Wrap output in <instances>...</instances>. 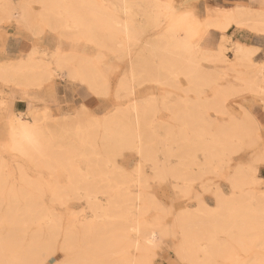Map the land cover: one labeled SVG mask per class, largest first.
I'll return each mask as SVG.
<instances>
[{
    "label": "rangeland",
    "instance_id": "rangeland-1",
    "mask_svg": "<svg viewBox=\"0 0 264 264\" xmlns=\"http://www.w3.org/2000/svg\"><path fill=\"white\" fill-rule=\"evenodd\" d=\"M12 1L14 2L15 6L18 4L23 5L27 2V0L25 2H21L24 0H12ZM29 1L31 2H28V5H30V8H33L34 13H36L38 17V20L40 18L39 21H37V17L35 18L36 20H34L35 25H37V27H39L38 29H40V25H41L40 21L46 15L42 17L43 11L41 10L43 8L39 0H29ZM62 1L63 3L61 4ZM146 1L148 2L146 3ZM157 1L162 4L169 3L170 1H174L178 6L180 7L186 6L184 9L186 10L189 9L190 11H193L200 16H204L205 14L214 15L216 13H220V11L221 12L225 11L226 8H233V7L235 8L237 6H240V7L244 6V7H248V8L256 9L260 11L261 6H262V0H157ZM64 2L65 0H60V5L62 6L59 12L55 14L56 16L53 15L52 17L53 20L56 19V21H57V18L58 20L65 18L64 20L62 19L63 23H61L60 21L58 22V24H54L55 22L52 20V23L54 22L53 27L49 28L48 26H43L45 28L43 32L37 31V33L33 34L32 32H30L31 30L29 28H27L28 29L27 30L26 27L20 24L18 25L16 21H14L15 17H17L19 14L17 13V11H13L14 16L12 15L10 19L8 18L9 20L7 19L8 14H5L7 13V11L6 9L5 10L3 9L5 5H3V0H0V12L2 13V14L0 13V18L1 16L3 18V19L2 18L0 19V64L6 61H19L20 58L27 56L28 53L29 52L31 53L32 51L31 54L34 55L32 56V63L35 64L38 61L35 66H37V64L40 65V62L42 66L43 61H44V66L47 64H50L49 62H51V64L52 63L53 64L50 65V68L52 69L55 68L56 71L55 70L53 71L56 73L58 70L57 74L52 71V76H50L51 78H49V80L47 81L40 80V83L42 85L36 84V85H32L31 87L29 86L27 89L23 88L24 91L29 93L30 96H28V98L17 97L14 100H9L12 85L0 79V105H5V103L8 102L7 106L12 109L13 113H18L21 111L25 113V111H27L29 107L31 108L35 106L38 109H40L41 116H43V118L50 117V120L48 121L49 124L51 122L50 125L55 126V122L58 123L60 121L59 125H62L64 127V129L62 130V132H64V134H62L64 138H62V140L59 143L60 144L59 145L60 154H61V151L62 153L66 151L65 153L67 154V156L65 155L66 157L65 159H67V157L71 153L70 159L68 157L67 161H65V163L62 162V165H60L57 162L56 163L53 162L52 159H50L48 156H42V155L25 156V155H21L17 151L12 150L10 147L5 148L4 144L6 143V141L3 138H0V179L7 182L6 184L0 186V201L2 200L0 202V217H1L0 218V239L3 238V239H6L5 241H7V240H10L12 237L13 238L12 240H14L15 243L17 242V245L19 249L21 250V252L22 250H25V252L27 251V253H28V250L26 249L27 248L30 249L29 247L33 246L32 244L33 242L35 241L38 242L36 244L37 246L41 248L38 251L39 256L37 255L38 257L36 258V260H34L33 257L31 260L28 259V262L30 260V263L32 261V263L34 262V264L35 262L37 264H73V263L74 264H77V263L78 264H104L107 261L106 259L109 260L110 257L107 258L109 254L107 255V252H105V250H102L100 246V245L105 244V241L102 244L101 242L99 243V240H98L99 246L97 245L98 247L96 248L98 249L96 250L100 251L101 254L97 258L96 255H98V253L94 249V247L96 246L95 243L97 242L96 238L100 239L103 236V238H101L100 241L101 240L103 241L104 238L107 241L109 236H111L112 234L111 232L116 229L117 225L119 227L120 226L122 227L123 225L126 224V222L123 220V217L120 216V212L118 213L117 211V210H120V211L122 210V208L120 207L121 204H123V201H120L122 200V198H120L115 193L117 192V190L120 191V188L124 190L127 187H129V190H133V191L135 190L133 187L134 181H132V179H133V176L135 177L136 173L133 171V169H135V166L137 163L141 162L142 165L144 163L143 165L144 170L142 169L144 171L143 174H145L143 176L144 180L147 179L146 182L143 184L144 188L146 187L147 188L146 189L142 188L143 187L142 185L141 190L146 191V196L148 194L149 199L151 200L156 199L152 202L154 203L156 201L157 203L156 202L155 203L157 204V206H159V208H157L155 206V203L148 204V206L151 205L152 207L153 206L155 207L154 209L150 207V210L147 207L148 211H146L145 220L147 224L150 223L148 225L153 226V227L155 226V224L158 226L159 224L158 222L160 221L159 225L160 226L162 225L163 227L159 226L158 228H161V229L163 228L167 232V234L170 232V234L165 235L164 238L157 239L159 242V245L155 249V255H154L155 264H189L188 262H183L177 254V248L181 246V241L185 237L184 235H183L184 237L181 235L184 232L179 229L178 223L177 222L174 223V221H177V219H175L174 216L176 215L178 217L181 214L180 210L187 209V211L188 210L190 211L191 209L190 212H195V211L200 210L197 208L199 207L202 208V206L204 207V205H205V208L206 207L210 208V209L206 208L207 210L208 209L215 210L219 207L217 193L220 190L222 191V195L226 196V198L231 197V200H232L231 202V200L227 198L228 200H230L232 204V205L227 204L228 205L226 208L227 215L229 214V212L232 210L233 207H235L236 210H239L242 207H245L244 206L245 204L241 206L240 203L241 204L246 203V206L249 204L248 209L246 208L247 212L256 211V213H259L260 210L257 211L258 208L264 209V206H263L264 203H262V201L264 202V157H261L262 155H260V152H259L261 148H264L263 146L264 145V132H263L264 124H263V119H262V114L264 112L262 109L259 108V106H262L263 104L260 102L257 96L255 97L254 95L251 94L250 91L245 90V88H242L241 89L242 91L240 90L241 92L237 89V91L239 92L236 93V89H234L235 93L232 91L231 92L229 91L230 93H227L228 96L224 95L226 96L225 97L226 101H224L225 109L223 111H220L217 108L212 107V105L214 106V104L211 103L210 105V103H208L210 100L211 101L213 100V97H216L217 93L220 90V86H219L220 83L225 82L227 84V81H232L235 83V86H239V84L242 83L236 80V77H235L236 74L237 76L239 75L237 70L240 69V66L239 68H237V70H234L236 72L235 73L234 71H232V69L231 70L229 69L230 62H224V63L228 64L227 68L229 70L227 69V71L233 76L235 75L234 77L232 75L231 76L226 75L223 77L224 79L222 78L221 80H217V81L216 79L214 80L216 76L215 75L212 76L211 74H209L208 70L212 67H215L216 64L205 62L203 63V66H205L204 70L206 69L205 71H208L207 73L210 75V80L209 78H203L206 72L205 74L203 73L201 77L200 75H198L200 77V80H198V82L201 84L196 82L197 81L196 79L198 77L194 78L195 80L194 79L193 80L196 82V86L197 84H199L200 87H198L199 86L198 85L197 88H194L195 82H191L193 80L188 79L189 77L185 76V73L182 74L183 72L179 70L177 71L179 75L178 76L177 74L174 75L176 76V78L174 77L175 81L176 80L177 81L176 82L172 81L171 78L173 76H171L172 74L168 71V69H166L168 68V66L167 67L165 66L166 63L163 65L161 63L160 64L156 63L158 60H160L159 62H162L160 56L157 54H152V53H151L152 55L151 54L149 55L145 50L146 48L149 47L148 39H152V38H155V36H157L156 31H150L146 34V36H140V34H138L136 38L137 40L133 44L132 42L130 43V45L124 44L122 47H120V49L119 47L118 48L115 47L114 49L111 46L110 47L106 46V48L105 47L102 48L99 46V44H97L96 38L94 39L92 38L87 41L82 38L78 40L79 38L78 37L77 40L74 41L73 36L76 35V27H74L73 24L71 25L70 21L66 22L67 14L66 12H64V9H65L63 7L64 6L63 4H65ZM66 2H69V0H66ZM87 2L89 1L83 0L82 3H77V7H79L80 10L87 9L89 11V17L93 21H95V19L97 18L96 14L98 15V17L101 16V12L98 10L97 6H95V4H99L100 6H103L109 14L117 13L119 17L118 18L119 23L124 22L125 15L122 12L123 11L122 0H116V2L113 0H92V3L90 2L91 3L90 5H88ZM153 4H154L153 0H133V5L135 9L136 8L142 9L143 7H146V6L152 9ZM1 7H2V10H4V13L1 11ZM60 11L64 12L62 13V16L60 15ZM38 12L41 14H39ZM3 15H6V16H3ZM59 16L61 17V19ZM261 17L264 18V16H261ZM133 21H134L136 28H140L145 23L144 16L139 12L136 13V15H134ZM238 27H243L244 31L248 35H250L249 37L261 38V41L263 43L262 45L263 51L260 53L263 56L264 55V33H260L257 31L254 32L244 26H238ZM213 29L218 32L219 36H221V41H222L223 30H220L218 28H213ZM233 32H235V26L231 27L228 30L229 35H227V32H226V35L230 37L231 34H233ZM122 37H123V34H120V39H122ZM71 38L73 41H71ZM58 39L62 41L61 50L63 51L61 52L62 53L65 52V55L64 53L63 55L66 57L71 56L70 61L74 59L72 57L76 58V54H74L76 52H77V57L81 56V55H78L79 51L82 53V56L91 55L89 57H92L95 59L97 56H101L105 59V64L103 63L105 68L103 67L102 68L106 69L104 71L108 73L107 83L105 85L106 87L105 90L107 94L103 96L98 95L93 89L70 78L69 74H66L68 73V71L66 72L65 68H62L63 70H61L60 68L59 70L57 68L58 64H57V59L55 57H53L52 59L51 56L43 55V51L48 50L49 51V52L47 51L48 53L51 52V49H53V47L56 45L57 43L56 41ZM19 41L20 42L23 41L28 44L26 47V50L18 49L19 48L18 46L20 43ZM78 43L83 44V45L79 46ZM230 46L231 47L233 46V42L230 43ZM74 48L75 50L73 51ZM126 50H128V52L130 51L131 56H133V58H136L135 63L138 64V65H135V67H136V70L139 71V78L137 82H135L132 85L129 82V76L127 75V72H126L128 68L127 66L128 61H129L127 57H124ZM69 51L72 52V55H71V52L69 53ZM80 52L79 54H81ZM228 53H229L228 59L230 61L233 60L234 56H233L232 50L231 49L228 50ZM73 54L75 56H73ZM144 54L149 55L151 57V60L153 59L152 62L154 61L153 63L151 62L150 65L148 66L149 70L153 72L152 75L153 74L158 75L157 72L163 73L161 75H158V77H153L154 80L153 78L150 79L151 76L147 77L144 71L140 70L141 65L143 64L142 56L146 57V55ZM255 54H256V50H255ZM41 56H42V59H40ZM259 57L260 55L256 56L254 58V62H259V60H256ZM46 61L48 63H46ZM262 63H264V60L262 61ZM160 65L161 67H159ZM164 66L165 68H162ZM160 68L163 70H161ZM241 68L243 69L242 66ZM208 74L206 75V77H208ZM156 75H153V76H156ZM162 75L168 76L171 78L165 79L166 77H162ZM122 79L126 81L128 80L129 82L128 85H125L124 87H122L120 85V81ZM173 82L177 84V88L175 84H172ZM133 89L136 91V95H137L136 98L138 101L140 100V103L142 102L143 105H145L150 100V98L146 99V97H151V100L153 99L154 101L153 103L152 101H150L149 103L150 105L153 106V109L156 108V110H154L155 112L153 111L152 114L149 115L150 117L148 116L151 120L153 119V125L151 127V137L150 139L148 138V142H147V145L149 146L148 150L150 151L149 154H147L148 157L146 156V154H143L142 156L138 155L136 153L137 152L136 147H132V149H130L131 146L129 147L127 146L128 148H125L124 147L125 145H124L123 150H122L123 152H122L120 150L122 148H116L114 146L115 144L114 145L111 144L113 142L112 137L114 135H111V132L110 133L104 132L105 124L103 123H105V121L108 119V117H104L105 113L109 112L110 114L111 112H114L118 106L122 107L123 105H126L127 103H129V100L132 97V92L134 91ZM198 90H199V94L197 93ZM86 93L87 95L89 94V97L91 99L89 102L90 104L88 105L84 103V95ZM176 97L179 98V101L180 99L182 100L183 98H187L188 100L183 99L184 102H181V101L176 102V100H174V99H177ZM4 100L6 101L4 102ZM185 100L188 101L189 103H186ZM196 100L199 103L198 105H196L195 103ZM29 101H30V104H29ZM255 103H259L258 104L259 106L258 107L255 106ZM193 104H194L193 107L195 108H198L197 106H199V112L195 113L199 117V119L195 123L193 122L188 123L187 120L184 123L183 121L185 120H183V118H185V115H186L185 113L186 111H188L187 110L188 108L192 107L191 105ZM178 107L180 108L181 111L180 110L178 111L179 109ZM184 107H188V108H184ZM245 110L247 111L248 115H246ZM44 113L47 115H44ZM77 113H81L82 115H85V114L87 115L84 116L85 118L82 116L83 118L80 119L76 117ZM175 113L176 114L178 113L179 120L172 119L175 116ZM92 117H94L95 119ZM84 119H86L87 121L85 122ZM89 119H91L92 123L91 122L89 123ZM243 119L250 120L249 122L252 123L255 128L258 127V129H255V132L256 134L258 133L260 136H262L263 139L260 138V140L259 139L257 140L256 137L251 134L249 137H251L254 140L253 141L251 138L250 139L248 137L246 138V135H243V134L239 135V133H237L232 136L233 141L231 142L229 140L230 142H228L222 136L215 135L216 134L215 125L209 122V121L214 120L218 122L219 124H223V122H227V121L240 122V121H243ZM42 121L44 122L43 119ZM64 121L66 123L68 122L70 123V124L69 123L67 124L70 126V128L66 129L67 125H65L66 123ZM99 121H101L103 125H100L101 122ZM84 123H86L87 126ZM172 123H175V125ZM75 124H80L81 127H84V128H89V126L91 125L95 126L96 134L93 139L94 142H92L91 144L87 146L81 145L80 142L76 140L77 136H76V131L74 127ZM177 124H180L181 126L179 125L180 126L179 127ZM97 126H99L98 129H97ZM172 128H173V132L176 133V135L172 131H170L172 130ZM230 132L231 131H229L227 135H229ZM238 135L241 137H237ZM222 140L223 141L225 140L224 141L225 143H223ZM251 141L252 143L255 142L254 143L255 145L256 143H258L256 145L257 147L254 144H252ZM217 142L218 143L222 142L223 146L225 147L222 148V143H219V146H218ZM9 143L10 142H8V144ZM212 143L214 144L212 145ZM210 144L211 146H213L212 148ZM71 147L73 150H71ZM184 147H187L188 149L187 152H184L187 150V149H184ZM208 147L209 149L211 148V150L213 149V151L214 150L218 151V153L222 152L221 153L222 155L220 156V154L214 153L213 151H211L212 155L213 154L214 155L211 156V159H209L208 160L209 162H208L207 156H206ZM215 147H218V149H216ZM68 150H71L69 154L67 153ZM179 150H181L183 154L181 152L179 154ZM73 151L75 153H73ZM63 158H64V155H63ZM138 159L140 160V162ZM143 159L145 160V162ZM70 160H72V162ZM252 162L255 163V167H256L257 175H258L257 177L259 179L257 180V183H255V185L252 186L253 191L251 192H253V195L250 196L247 194L246 196H244L245 195L244 193H246L247 191H249L250 193V190H251L250 187L242 185L243 187H239V188L235 187L234 189V187L232 186L233 185L232 179L235 178V175L238 172L237 170H242L243 167L248 166ZM72 163L75 164L76 166L75 169L74 170L72 169L70 171L67 170L66 168H69L67 166H69ZM93 167L98 171L94 173H88V171H90V168H93ZM208 167L210 168L209 170L212 171L211 173H209L210 171L208 172V169H206ZM159 168L161 170L158 171ZM79 170H80V173H79ZM100 170L103 173L99 174ZM68 171L75 172V173L71 176L69 175ZM164 172L166 173L165 176L164 175H162V177L159 176L161 173L165 174ZM181 174H183L182 179L186 178L184 180H187L189 185H192V187L190 186L191 187L190 189L193 191H190V193L189 191H187V190H190L188 188L189 185L187 187V184H188L187 181L180 179ZM184 174L186 175L184 176ZM201 175L203 177H201ZM248 175L249 174L246 173V176ZM212 177H215L216 179ZM201 178L206 180V182H204V180H201ZM72 179L77 182H74L73 184ZM161 179H163V181ZM228 180H230L231 182ZM24 183L26 184L24 185ZM37 183L39 184V186H37ZM72 184L74 186H72ZM26 185L28 188L26 187ZM205 185L207 186V188H205L206 187ZM183 186L187 187L188 189L184 188ZM55 187L56 188L58 187L59 189L56 192L54 191L52 192V189L55 190ZM210 187H211V190H210ZM214 188H216L217 190H215ZM218 188H219V191H218ZM240 189L243 190L244 193ZM108 190H110L109 193H108ZM183 190L185 192L187 191L188 194L186 195V193ZM109 195L111 196L112 200L110 199ZM151 195L154 196V198L151 197ZM198 195L201 196L202 199L199 198ZM239 196L242 198L241 200ZM117 197H119L120 199ZM243 197H246L245 200L247 201H244ZM256 199L258 201H256ZM118 201H120L121 203L119 204ZM199 201L200 202L202 201V203L204 204L201 203L202 206L201 205L199 206V204H197V202ZM95 204H99V205L96 206ZM250 204L252 205V209L250 207ZM118 205H120L119 209L117 207ZM95 206L96 207L100 206V207L95 209L94 208ZM101 207H104V208L102 209ZM106 207L108 210L106 209L105 211ZM111 207L113 208L114 212L112 211ZM229 208L231 209L228 210ZM263 209H261L260 215L263 216L264 218V211H262ZM39 211H42V214H44L42 215V217L39 214ZM104 211L106 213H104ZM231 212L234 213V211H231ZM117 213L119 214V216ZM35 214H37V217ZM14 215L15 216L17 215V216L15 217ZM108 215L112 217L110 218ZM121 215H122V211H121ZM260 215L258 217H260V222H261ZM253 216L254 215H251L250 217L254 219L253 221H256L255 220L256 217H253ZM156 217H158V219L160 220H156L157 219ZM5 218L8 221H5L6 220ZM112 218L115 219L114 221H116L117 223L113 222ZM263 218H262L263 220L262 224H264ZM107 219H112V220L111 222H108V223L105 221L106 227L104 228L103 226L105 225L102 224V221L107 220ZM17 221L20 223H18ZM100 221H101V224H100ZM119 221H123V224L122 222L119 223ZM225 221H227V219ZM226 223H227V231L225 233L217 232L218 234L217 233L215 234L216 237H214L215 239L214 242H216L217 244H220V243L227 244L228 243L227 240H230V243H231V241L235 240L234 238L232 240V237H233L232 234L234 235V237L239 236L237 235V233L240 234L237 228L236 230L234 229L235 226L231 220L227 221ZM98 224H100L101 227L98 226ZM121 227H120V231H121ZM167 227L173 231L172 232L169 231L170 229L168 230ZM118 228L116 229V231H119ZM258 230L254 229L251 231L243 232V235L241 236L243 242H246V244L248 245V246L245 245L244 249H246V246L247 248L249 247L248 252H247L248 249L245 250L247 253L245 251L243 253V251L240 250L242 247L237 246V244H235V241L232 242V246L234 245L233 250L236 249V251H234L235 257L233 258V262H231L232 259L231 260L229 259L230 260L229 262L228 259H224L220 255L215 254V253H214L215 256L213 254L210 255L212 258L208 256L206 257L203 255V252L202 251L200 252L199 250H197V255L195 256L203 261L209 260V264H213V263L214 264L216 263L217 264H232V263L233 264H240V263L243 264L245 261H248L246 264H251L255 261V257H256L254 254L255 252L264 253V233H263L264 226L262 225L260 229ZM229 235H231L230 239L226 237ZM3 239L0 241H3ZM246 240H249V241L247 242ZM207 241L205 239H203L202 241H199L201 244H203V246L201 247H204L205 245H207L208 244ZM46 242L48 243L46 244ZM111 242H114V241H111ZM91 243L93 245L95 244V246L93 247ZM113 244L111 245L107 244L108 245L107 247L112 246ZM102 248H104V245ZM113 248H114V245H113ZM105 249L107 250V248ZM101 250L103 252H101ZM104 252L106 254H104ZM6 253L11 255L10 250H8V252ZM9 255L7 256L9 257ZM103 255L105 256L107 255V256L105 257ZM40 256L42 257L41 263H39ZM100 256H101V259H105V260L99 259ZM29 257H30V252H29L28 258ZM198 258L196 259L193 258V260L194 259L197 260ZM112 259H115V257L111 256V259L109 261H111ZM9 260H10V263H6V262L5 263L6 264H15V263L19 264V262H14L13 260H12L13 262L11 263V259ZM242 260L243 261L245 260V261L243 262ZM0 262H1L0 264H2L1 257H0ZM20 264H24V263L21 262Z\"/></svg>",
    "mask_w": 264,
    "mask_h": 264
},
{
    "label": "bare ground",
    "instance_id": "bare-ground-1",
    "mask_svg": "<svg viewBox=\"0 0 264 264\" xmlns=\"http://www.w3.org/2000/svg\"><path fill=\"white\" fill-rule=\"evenodd\" d=\"M25 1L26 0L21 1V2H25ZM85 1H89V2H87L88 5H90L92 3V0H85ZM113 1L116 2V0H113ZM153 1H154V4L152 6L153 7L152 9H150V7H148V6L143 7L142 9H138V8L135 9V7L133 5V0H122V9H123L122 12L125 15V20H124L123 23H121V22L119 23L118 22V18L119 17L117 15V13L109 14L105 10V8L103 6H100L99 4H95V6H97L98 10L101 12V16L98 17V15L96 14L97 18L95 19V21H93L89 17V11L87 9L86 10H80V8L77 7V3H82L83 0H69V2H66V0H65V2H64L65 4H63L64 5L63 7L65 8L64 12H66V14H67V19H66L67 21L66 22L70 21L71 25L73 24V26L76 27V35L73 36V40L74 41H76L78 37H79L78 40L80 38H82V39L87 40V41L92 39V38L93 39L96 38L97 44H99V46L102 47V48L103 47L106 48V46L107 47L111 46L114 49H115V47H117V48L119 47V49H120V47H122L124 44L130 45L131 42L133 44L137 40L136 38H137L138 34H140V36H146V34L148 32L156 31L157 32V36H155V38L148 39L149 47L146 48L145 50H146V52L149 55L152 53V54H157V55L160 56L162 62H159L160 60H158L156 62L157 64L161 63L163 65V64L166 63L165 66L166 67L168 66V68H166V69H168V71L172 74L171 76H173V77L171 78V77L162 75V77H166L165 79H167V78L170 79L171 78L172 81H175L176 76H174V75L177 74V76H178L179 74H178L177 71L179 70V71L183 72L182 74L185 73V76H188L189 77L188 79H190V80H193L194 78L198 77L196 79L197 83H199L198 80H200V77L203 75V73L205 74V72H206V74H205V76L203 78H209V80H210V75L209 74H211L212 76H214V75L216 76L214 78V80L216 79V81H217V80H221L226 75H228V76L232 75V74H230L227 71L228 68L227 69L220 68V67L218 68L217 65H215V67H212L209 70L207 69L209 71V74H208L207 73L208 71H205L206 69L204 70L205 66H203V63L208 62V63H211V64H217V63H222V62H230L229 69L230 70L232 69V71L237 70V68H239V66H240V69H242L241 68V66H242L243 67L242 70H240V69L237 70L239 75L238 76H237V74H236V76L234 75L236 77V80H238V81H240L242 83H240L239 86H235V83L232 82V81H227V84L225 82L220 83L219 84V86H220L219 92L217 93L216 97H213V100H212L213 102L210 100L211 102L209 101L208 103H210V105H211V103L214 104V106L212 105V107L217 108L220 111H223L225 109V106H224V101H226L225 97L228 96L227 93H230L231 91L235 93L234 89H236V93H238L242 88H245V90L250 91L251 94L254 95L255 97L257 96L258 99L260 100V102L264 106V63L254 62L255 50L253 48H251L250 46L248 47L245 44H242V43L238 42V44H233V46L231 47L230 46V43H231L230 39L226 35V32L231 27H234V26L235 27L244 26V27H246V28H248V29H250V30H252L254 32L257 31V32L264 33V18L261 17L259 10L251 9V8L244 7V6L243 7L242 6L241 7L237 6L235 8L234 7L233 8H226L225 11H222V12L220 11V13H216L214 15L205 14L204 16H200V15L196 14L195 12L190 11L189 9H187V10L184 9L185 12H190L192 14V18L193 19L185 20V21H174V22L171 23V25H165V24H163V22L157 23V20L159 18L163 17V16L168 15V10L167 9H163V8L155 7L156 5H160L162 3H159L157 0H153ZM28 2H31V1L27 0V2L25 4H23V5H19L18 4V5L15 6V4H14V2L12 0H3V5H5L3 7V9L4 10L6 9L7 13H5V14H8L7 15V19L8 18L10 19L12 17V15L14 14L13 11H17V13H19V14H18L17 17H15L14 21H16V23L18 25L20 24V25L26 27V29L29 28L31 30V31L30 30L29 31L32 32L33 34L37 33V31L38 32H43L45 30V28L43 26H48L49 28H51V27H53V23L54 22H55L54 24H58V22H60V21H61V23H63L62 19L64 20L65 18L61 19V17L59 16L61 20H58V18H57V21H56V19L53 20V18H52L53 15H55V14H57L59 12V10H60V8L62 6V5H60V0H39L40 4L42 5V8H43L41 10V11H43L42 17H44L45 15L47 16V17L45 16L44 18L41 17L42 19L40 21V24H41L40 25V29H38L39 27H37V25H35V23H34V20H36L35 18L37 17V15H36V13H34L33 8H30V5H28ZM147 2L148 1H146V3ZM62 3H63V1L61 2V4ZM169 3L175 5L177 9L180 8V6H178L174 1H170ZM29 4H31V3H29ZM4 10H2V7H1V11L3 13H4ZM64 12L60 11V15L62 16V13H64ZM138 12L141 13L144 16V22H145L143 24V26H141L140 28H136L135 24H134V21H133L134 15H136V13H138ZM39 14H41V13H39ZM3 16H6V15H3ZM1 18H2V16H1ZM39 20H40V18H39ZM39 20H38V17H37V21H39ZM52 20L54 21L53 23H52ZM213 28H218L220 30H223L222 41L218 43L219 47L216 50H210V49H207L206 47L204 48V43H206V42H204V40L206 39L205 35H207L209 30L213 29ZM186 29H191V31L189 32ZM120 34H123L122 39H120ZM73 40L71 38V41H73ZM209 42H210V44H212L210 40H209ZM80 45H83V44H79V46ZM81 47H83V46H81ZM61 49L62 48L59 46V47H57V49L55 48V50L51 51L50 53H48L49 51L46 50V51H43V55L44 56H51L52 59H53V57H55L57 59V64H58L57 68L58 69L60 68L61 70H63L62 68H65L66 72L68 71V73H66V74H69L70 78H72V79L80 82L81 84H84L85 86L93 89L98 95H102L103 96V95L107 94L106 90H105V88H106L105 85L107 83V75H108V73H106L104 71L106 69H103V68H105V66H104L105 59L103 57L97 56L96 59H95V58L89 57L91 55L82 56V53L79 51L81 54H79V52H78V55H81V56L77 57V52L76 53L73 52L74 54H76V58L72 57V58H74L73 59L74 61L73 60L70 61L71 56H67V57L64 56L65 52H63L64 53V55H63V53L61 52L63 50H61ZM230 49L232 50V53H233V56H234L233 60H231V61L228 59L229 57L227 55V51L230 50ZM70 50H71V48H70ZM74 50H75V48L73 49V51ZM113 51H115V50H113ZM70 52L71 51H69V53ZM31 53H32V51H31ZM31 53L29 52L27 56H25L23 58H20L19 61H6V62H3V63L0 64V79L4 80V82H7V83L12 85V89L10 91L9 100H14L17 97H19V98H28V96H30V95H29L28 92L24 91L23 88L27 89L29 86L31 87L32 85H36V84L42 85L40 83V80H45V81L49 80V78H51L50 76H52V71L55 70V68H53V69L50 68V65H52L53 63L51 64V62H49L50 64H47V65L44 66V61L43 60H42L43 61L42 66H41V62L40 61H39L40 65L37 64V66H35L38 61L36 60L37 62L35 64L32 63V56H34V55H32ZM69 53H68V55H69ZM74 54H73V56H75ZM71 55H72V52H71ZM144 55H146V57L142 56L143 64L141 65V69L140 70L144 71V73L147 75V77L151 76L150 79H152L153 77H158V75L163 74L162 72H157L158 75L153 74V75H156V76H153L152 75L153 72L150 71L149 68H148V66L150 65V63L152 62L153 59L151 60V57L149 55H147V54H144ZM68 57H70V58H68ZM124 57H127L128 60H129L128 61V65H127L128 68H127L126 72H127V75L129 76V82L132 85L135 82H137V80L139 78V71L136 70V67H135V65H138V64L135 63L136 58H133V56H131L130 51L128 52V50H126V53H125ZM40 59H42V56H41ZM46 63H48V62L46 61ZM165 66L162 67V68H165ZM159 67H161V65ZM169 68H171V69H169ZM161 70H163V69H161ZM54 73H56V72H54ZM57 73H58V70H57ZM60 73H61V71H60ZM140 73H142V72H140ZM207 74H208V77H206ZM198 75H200V77ZM173 78H174V80H173ZM153 80H154V78H153ZM155 80H156V78H155ZM194 80L191 81V82H195ZM201 80H202V78H201ZM157 81H158V79H157ZM129 82H128V80L126 81V80L122 79L120 81V85L122 87H124L125 85H128ZM175 82H173L172 84H175ZM196 82H195V86H196ZM156 83H158V82H156ZM199 84H201V83H199ZM199 84H197V86ZM175 85H176V88H177V84H175ZM195 86H194V88H197V86L196 87ZM198 87H200V85ZM237 89L239 91H237ZM197 93L199 94V90H198ZM224 95H226V96H224ZM136 96H137L136 95V91L134 90L132 92V97L129 100V103H127L126 105H123L122 107L118 106L117 109L114 112H111L110 114H109V112L105 113L104 117H108V119L105 121V123H103V124H105L104 125V127H105L104 132L105 133H110L111 132V135H114L112 137L113 138L112 139L113 142L111 144H113V145L115 144L114 146L116 148H122V149H120L121 151L123 150V146L124 145H125L124 146L125 148H128L129 146H131L130 149H132V147H136V149H137L136 153L138 155L142 156L143 154H146V156L148 157L147 154H149L150 151L148 150L149 146L147 145V142H148V138L150 139V137H151V127L153 125V119L151 120L149 118L150 117L149 115L152 114V112L154 110H156V108L153 109V106L150 105V103H149L150 101H152V103L154 101L153 99L151 100V97H146V99L150 98V100H149V102L146 101L148 103L143 105L142 102H141L142 104L140 103V100L139 101L137 100ZM177 99H174V100H176V102L177 101L178 102H180V101L184 102L183 99L188 100L187 98H183L182 99L183 101L181 99L179 101V98H177ZM5 101L6 100H4V102ZM196 101H195V103H196V105H198L199 103H198V101L197 102ZM186 103H189V102L186 101ZM7 104H8V102L5 103V105H7ZM29 104H30V101H29ZM191 106L192 107H190V108L184 107V108H188L187 109L188 111H186V113H185L186 114L185 118H183V120H185V121H183L184 123L186 122V120L188 121V123H191V122L195 123L199 119V117L195 114V113L199 112V106H197L198 108L193 107L194 104L191 105ZM29 108H28L27 111H25V113H23L22 111L18 112V113L19 114H23V118H24L25 122L38 124L39 127H38L37 138L43 144V152L41 154H39V155L48 156L50 159H52L53 162H55V163L57 162L58 164L62 165V162L65 163V161H67L68 157L70 159V154L71 153L69 154V152L71 150H73L72 147H71V150H68L67 153L69 154V156L67 157V159H65L66 158L65 155L67 156V154L65 153L66 151L63 152V153L61 151V154H60V148H59L60 144L59 143L62 140V138H64V136H62V134H64V132H62L64 127L62 125H59L60 121L58 123L55 122V126L54 125H50L51 122H50V124L48 123V121L50 120V117H44L43 118V116H41L40 109H38L35 106L31 107L30 109ZM179 110H180V108L178 109V111ZM44 115H47V114L44 113ZM86 115L87 114L82 115L81 113H77L76 117L82 119ZM246 115H248L247 111H246ZM249 116H250V114H249ZM87 117H86V119H87ZM92 118H94V117H92ZM178 118H179L178 117V113L177 114L175 113V116L172 119L177 120ZM188 118H189V120H188ZM42 119L44 120V122L45 121L46 122L44 123L42 121ZM86 119H84L85 122L87 121ZM249 121L250 120L243 119V121H240V122L227 121V122H223V124H219L218 122H216L214 120L209 121V122H211V123H213L215 125V132H216L215 135L222 136L228 142H230V141L232 142L233 141L232 140L233 139L232 136L234 134H237V133H239V135H242V134L246 135V138L248 137L249 139L251 138L249 136L252 134L253 136L256 137L257 140L258 139L260 140V138H262V136H260L258 133L256 134V132H255V129H258V127L255 128L253 126V124L250 123ZM90 122L92 123L91 119H89V123ZM99 122H101V121H99ZM68 123H66L65 125H67ZM84 124L86 125V123H84ZM103 124L101 122L100 125H103ZM172 124L175 125V123H172ZM98 125H99V123H98ZM177 125L179 126L180 124H177ZM74 127H75V131H76V136H77L76 140H78L81 145L87 146V145L91 144L92 142H94L93 139H94L95 134H96V129H95L96 127L95 126L91 125V126H89V128H84V127H81L80 124H75ZM98 127L99 126H97V129H98ZM172 127H173V125H172ZM67 128H70V126L67 125L66 129ZM115 128L116 129L118 128V129L116 130ZM178 130H179V128H178ZM170 131L173 132V128ZM229 131H231V132H230L229 135H227L229 133ZM120 134H121V136H120ZM174 134L176 135V133H174ZM230 135H231V137H230ZM239 135L237 137H241ZM115 136L116 137L118 136V137L116 138ZM224 141H223V143H225ZM219 143H222V142H219ZM219 143H218V146H219ZM223 143H222V148L225 147V146H223ZM251 143H252V141H251ZM254 143H252V144H254ZM258 143H256V145ZM213 144L214 143H212V145ZM210 146H211V144H210ZM212 147L213 146H211V148ZM211 148L210 149H209V147L207 148V152H206L207 161L209 159H211V156L214 155V154L212 155L211 151H213V149L211 150ZM215 148L218 149V147H215ZM66 149H67V147H66ZM69 149H70V147H69ZM184 149H187V147H184ZM187 151H188V149L186 151H184V152H187ZM180 152H181V150H179V154H180ZM213 152L214 153H218V151H216V150H214ZM227 152H228V150H227ZM259 152H260V155H262L261 157H264V148H261V150ZM73 153H75V152L73 151ZM221 153H218V154H220V156H221L222 155ZM63 155H64V158H63ZM192 155H193V153H192ZM143 158H145V157H143ZM70 161L72 162V160H70ZM139 162H140V160H139ZM144 162H145V160H144ZM143 165H144V163H143ZM143 165H142L141 162L137 163L136 166H135V169H133V171L136 173L135 177L133 176V179H132V181H134V185H133V187L135 189L134 191L133 190H129V187H127L124 190H122L120 188V191L116 189L117 192L115 194H117L120 198H122V200H120V201H123V204H121V206L120 205L117 206L118 209L120 207L122 208V210H121L122 211V215H121V211L120 210H117V211H118V213L120 212V216L123 217V220L126 222V224L122 226L123 229L120 226L121 227V231H120V227L117 225L116 229L119 227L118 228L119 231H116V229L113 230L114 233H113V231L112 232L110 231L112 234L110 233L111 236H109L108 239L106 238L107 241L105 240V238L103 239V241L102 240L100 241V239L103 238V236L101 235L102 237L100 239L96 238V240H97V242L95 243L96 246H95V244L93 245L91 243V245H93V247L95 246L94 249L98 253V255H96L97 258H98V256L101 253H100V251L96 250V249H98L96 247L99 246L100 242L103 244L104 241H105V244H103L104 248H102L103 245H100V246H101L102 250H105V252H107V255L109 254L107 258L110 257L109 258V260H110L111 256L115 257V259H112L111 261L106 259L107 261L104 264H155V258H154L155 249L159 245V242H158L157 239L158 238H164L165 235L170 234V232L167 234V232L163 228L162 229L158 228L160 226L159 225L160 221L158 222L159 223L158 226L155 224L156 220H160V219H158V217H156L157 219L154 222L155 226H157V227H155V226L153 227V226L148 225L150 223L147 224V222L145 220V217H146L145 214H146V211H148L147 207L150 210V207L154 209L155 206L157 208H159V206H157V204H156L157 202L156 201H155L156 203L154 202L155 206H153V207L151 205L148 206V204L153 203L152 201H154L156 199H154V200L149 199L148 194L146 196V191L141 190V186L147 180V179L144 180V177H143L145 175V174H143V172H144L143 171L144 170V166ZM67 167H69L70 169L69 168H66V169L70 171L72 169L74 170L76 166H75V164L72 163V164H70ZM245 168H246V170H245ZM206 169H208V172L210 171L209 173L212 172L211 170H209L210 169L209 167L206 168ZM141 170H142V172H141ZM159 170H161V169L159 168L158 171ZM69 171H68V173L71 176L75 173V172H69ZM96 171H98V170H96L93 167V168H90V171H88V173H94ZM100 171H99V174L103 173L102 171L101 172ZM205 171H207V170H205ZM237 171L238 172L236 173L235 178L234 179L230 178V179L233 180V182H232L233 185L232 186L234 187V189H235V187L239 188V187H243V186H248L251 189L250 193L247 190H245V191H247L248 193L247 192L244 193L243 190H241L242 189L241 188L240 190L245 195L243 193L242 194L244 196H246L247 194L250 195V196L253 195V192H251V191H253V187L252 186H254L255 183H257V180L259 179L257 177L258 175H257V170H256V167H255V163L252 162L248 166L243 167L242 170H237ZM79 173H80V170H79ZM246 173H248L249 175L246 176ZM192 174H193V172H192ZM162 175L165 176L166 173L165 174L161 173L159 176L162 177ZM168 175H169V173H168ZM185 175L186 174H184V176ZM191 175H190V177H191ZM83 176H85V175H83ZM180 176H181L180 179H182L183 174H181ZM74 177H75V175H74ZM130 177H131V175H130ZM201 177H203V176L201 175ZM145 178H146V176H145ZM212 178H215V177H212ZM163 179H164V177H163ZM163 179H161V180L163 181ZM184 179H186V178H184ZM184 179H182V180H184ZM227 179H229V178H227ZM201 180H204V179L201 178ZM78 181H80V180H78ZM184 181H187V180H184ZM228 181H230V180H228ZM74 182H77V181L73 180V184H74ZM194 182H195V180H194ZM201 182H203V181H201ZM204 182H206V180H204ZM6 183L7 182H5L4 180L0 179V186L4 185ZM187 183H188V181H187ZM215 183H216V181H215ZM25 184L26 183H24V185ZM73 184H72V186H74ZM190 184H192V183H190ZM27 185H28V183H27ZM27 185H26V187H27ZM188 185H189V183L187 184V187H188ZM37 186H39L38 183H37ZM190 186L192 187V185H189V187H188L189 189L191 188ZM187 187H184V188L188 189ZM142 188H144V185H143ZM146 188H144V189H146ZM205 188H207V186ZM216 188H214V189L217 190ZM58 189H59L58 187L57 188L55 187V190L52 189V192L53 191L56 192ZM15 190H16V188H15ZM25 190H26V188H25ZM116 190H114V191H116ZM210 190H211V187H210ZM109 191L110 190H108V193H109ZM187 191H189V193H190V191H193V190L190 189V190H187ZM187 191L186 192L184 191L186 193V195L188 194ZM218 191H219V188H218ZM241 191H240V193H241ZM217 195H218L217 199H218L219 207L217 209H215V210H209L210 208L206 207V208H209L207 210L205 208V205H204V207L201 205L202 201L201 202L199 201V202H197V204H199V206L201 205L202 208L199 207L197 209H200V210L195 211V212H190L191 209H190V211L189 210L187 211V209H184V210H180L181 214L179 213L180 215L178 214L179 215L178 217L176 215L174 216V218L177 219V221H174V223H176V222L178 223L179 229L184 232L181 235L185 236V237L183 236L184 239H182L183 242L181 241V246L179 245L180 247L177 248V254H178V256L180 257V259L183 262H188L189 264H209V260L203 261V260H201V259H199L198 257L195 256V255H197V250H199L200 252L202 251L203 255L206 256V257L207 256L211 257L210 255H212V254L214 255V253H215V254L220 255L224 259H228L229 262L232 259L231 262H233V258L235 257L234 251H236V249L233 250V246L234 245L232 246V242L235 241V244H237V246L242 247L243 249L241 248L240 250L243 251V253L247 249H248L247 250V252H248L249 251V247L247 248L248 245L246 244V242H243V240L241 238V236L243 235V232L251 231V230H254V229L258 230V229H260V227L262 225L264 226V224H262L263 223L262 222L263 221L262 220L263 216L260 215L261 214L260 211L263 208H260V209L258 208L257 209V211L260 210L259 213H256V211L255 212L253 211L254 213L252 211H248L247 212L249 204L246 206V203H242V204L240 203L241 206H243L245 204L244 205L245 207H242L239 210H236L235 207H233L231 211H234V213L231 212V211L230 212L228 211L229 214L227 215V213H226L227 209L226 208L228 206L227 204H231V202H232L231 197H229V198L227 197L228 199L231 200V202H230V200H228L226 198V196L222 195V191L221 190L217 193ZM240 196H241V194H240ZM119 197H117V198H119ZM151 197L154 198V196H152V195H151ZM198 197L201 198V196H199V195H198ZM243 198H244V201H247V200H245L246 197H243ZM110 199H111V196H110ZM241 199L242 198L240 197V200ZM233 200H234V198H233ZM120 201H118L119 204L121 203ZM147 201H148V203H147ZM256 201H258V200L256 199ZM115 203H117V202H115ZM262 203H264V202L262 201ZM202 204H204V203H202ZM95 205L97 206L99 204H95ZM96 206L94 207L95 209L100 207V206H98V207H96ZM250 207L252 209V205L251 204H250ZM101 208L103 209L104 207H101ZM106 209H107V207L105 208V211H106ZM230 209L231 208H229L228 210H230ZM105 211H104V213H106ZM112 211H113V208H112ZM262 211H264V209ZM39 214L41 215V217H42V215H44V214H42V211H39ZM115 214H116V212H115ZM35 215L37 217V214H35ZM110 215H108V216L110 217ZM251 215H254L253 217H256V219H255L256 221H253L254 219L252 217H250ZM259 215L261 216V222H260V217H258ZM118 216H119V214H118ZM41 217H40V219H41ZM113 218H115V217H113ZM16 219H18V218H16ZM16 219H15V221H16ZM112 219L104 220V221H102V224L105 225V221L108 223V222H111ZM226 219H227V221H230V220L232 221V223L235 226L234 229L236 230V228H237V230H238V232L240 234L237 233V235H239V236H235L236 238L232 234V236H233L232 240H233V238L235 240L231 241V243H230V240H227L229 244L227 242H226L227 244H222V243L217 244L216 242H214V240H215L214 237H216L215 234L217 232H224L225 233L227 231V223H226L227 221H225ZM114 220L115 219H113L112 221L116 222ZM5 221H8V220L6 219ZM20 222H18V223H20ZM120 222H122V224H123V221H119V223ZM100 224H101V221H100ZM100 224H98V226H100ZM103 227L105 228L106 225L103 226ZM160 227H163V226L161 225ZM114 228H115V226H114ZM114 228H112V229H114ZM169 229L170 228H168V230ZM169 231L172 232L173 230L170 229ZM106 235H107V233H106ZM226 237H228L230 239L231 235L226 236ZM112 238H113V240H112ZM2 239H0V240H2ZM12 239L13 238L11 237L10 240L5 241L6 239H3V241H0V243H1L0 244L1 245L0 246V254H1L0 257H1L2 264L10 263L9 259H11V263L14 261V262H19V264L21 262H23L24 264H29L30 260L32 259V257H33L34 260H36V258L39 256L38 255V251L41 248L39 246H37L36 243H38V242H36V241L33 242L32 243L33 246L29 247L31 249V251L28 248L26 249V250H28V253H27V251L25 252V250H22V252H21V250L19 249V247L17 245V242L15 243V241L12 240ZM203 239H205L206 241L208 240L207 241L208 244L205 245L204 247H201V246H203V244H201L199 241H202ZM98 240H99V243H98ZM110 240L114 241V242H111ZM246 241L248 242L249 240H246ZM47 243L48 242H46V244ZM107 244L108 245L113 244L114 248H113V245L107 247L108 246ZM230 245H231V247H230ZM245 245H247L246 249H244ZM105 248H107V250ZM99 249H100V247H99ZM8 250L11 251V253H10L11 255L6 253V252H8ZM81 250H82V248H81ZM102 250H101V252H103ZM216 250H217V252H216ZM29 252H30V257L31 258L30 257L28 258ZM105 252H104V254H106ZM262 252H263V250H262ZM110 254H112V255H110ZM254 254L256 256L255 257V261L253 263H251V264H264V253H256L255 252ZM7 255H9V257ZM85 255H86V253H85ZM101 256H100L99 259H101ZM103 256H105V255H103ZM85 257H87V256H85ZM216 257H217V255H216ZM5 258H7V259H5ZM41 258L42 257L40 256V259H39L40 262L39 263H41V261H42ZM193 258H195V259L198 258V259L197 260H195V259L193 260ZM28 259H30L29 262H28ZM101 260H105V259H101ZM199 260H201V261H199ZM247 262L248 261H245L243 264H246ZM30 264H34V262L32 263V261H31ZM35 264H37V263L35 262Z\"/></svg>",
    "mask_w": 264,
    "mask_h": 264
},
{
    "label": "snow or ice",
    "instance_id": "snow-or-ice-1",
    "mask_svg": "<svg viewBox=\"0 0 264 264\" xmlns=\"http://www.w3.org/2000/svg\"><path fill=\"white\" fill-rule=\"evenodd\" d=\"M155 7L168 10V15L163 16L157 20V23L163 22L165 25H171L174 21L191 20L192 14L185 12L186 6H181L179 9L175 5L170 3H164L156 5ZM260 15L264 16V0H262V6L260 9ZM191 31V29H186ZM38 129V124L27 123L23 118V114L13 113L10 107H6L2 116H0V138H3L6 143L4 147L7 148L8 142L14 141L18 134L31 137Z\"/></svg>",
    "mask_w": 264,
    "mask_h": 264
},
{
    "label": "crops",
    "instance_id": "crops-1",
    "mask_svg": "<svg viewBox=\"0 0 264 264\" xmlns=\"http://www.w3.org/2000/svg\"><path fill=\"white\" fill-rule=\"evenodd\" d=\"M261 33V32H260ZM227 35H229L228 31H227ZM232 36V38H231ZM231 36L229 37L230 39V42H233V44H238L239 43H242V44H245L246 46H250L251 48H253L254 50H256V54H255V57L260 55V57L256 60H259V63H262V61L264 60V55L262 56L260 52L263 51V43L261 41V38L259 37H249L250 35H248L245 31H244V28L243 27H235V32H233V34H231ZM206 39L204 40V48L206 47L207 49H210V50H216L218 47H219V42H221V36H219L218 32L214 29H210L209 32L207 33V35H205ZM209 40L211 41L212 44H210ZM20 42V41H19ZM57 42V43H56ZM56 45L53 47V49H51V51L55 50V48L57 49V47H61L62 48V41H60L59 39L56 41ZM221 44V43H220ZM27 43L21 41L19 43V48L18 49H21V50H26V47H27ZM57 46V47H56ZM212 47V48H211ZM259 48V49H257ZM260 53V54H259ZM228 51H227V55H228ZM254 57V58H255ZM217 67L219 68H226L228 67V64L222 62V63H217L216 64ZM90 97H89V94L87 95V93L84 95V103L86 105L90 104ZM259 103H255V106H259L258 105ZM260 109L263 110L264 112V106H259ZM262 119H263V124H264V113L262 114ZM264 132V130H263Z\"/></svg>",
    "mask_w": 264,
    "mask_h": 264
},
{
    "label": "clouds",
    "instance_id": "clouds-1",
    "mask_svg": "<svg viewBox=\"0 0 264 264\" xmlns=\"http://www.w3.org/2000/svg\"><path fill=\"white\" fill-rule=\"evenodd\" d=\"M7 105H0V116L3 115ZM39 127V126H38ZM38 129L31 136H25L23 134H18L14 141H11L7 147L12 150L19 152L21 155H39L43 152V144L37 138Z\"/></svg>",
    "mask_w": 264,
    "mask_h": 264
}]
</instances>
